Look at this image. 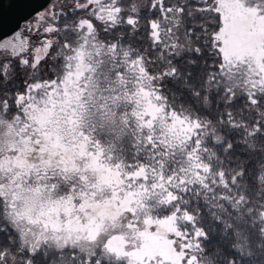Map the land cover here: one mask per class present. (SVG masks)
I'll return each mask as SVG.
<instances>
[{
	"label": "snow or ice",
	"instance_id": "snow-or-ice-1",
	"mask_svg": "<svg viewBox=\"0 0 264 264\" xmlns=\"http://www.w3.org/2000/svg\"><path fill=\"white\" fill-rule=\"evenodd\" d=\"M0 40V264H264V0H64Z\"/></svg>",
	"mask_w": 264,
	"mask_h": 264
},
{
	"label": "water",
	"instance_id": "water-1",
	"mask_svg": "<svg viewBox=\"0 0 264 264\" xmlns=\"http://www.w3.org/2000/svg\"><path fill=\"white\" fill-rule=\"evenodd\" d=\"M50 0H0V40L17 31Z\"/></svg>",
	"mask_w": 264,
	"mask_h": 264
},
{
	"label": "trees",
	"instance_id": "trees-1",
	"mask_svg": "<svg viewBox=\"0 0 264 264\" xmlns=\"http://www.w3.org/2000/svg\"><path fill=\"white\" fill-rule=\"evenodd\" d=\"M64 0H50V2L48 3V5L44 8V10H47L48 8L50 10L54 9V8H57L59 7V4L60 3H63ZM33 21H35V14L33 16H31L29 19H27V23L23 24L17 31H15L14 33L16 32H21L22 35L26 36V38L28 37H31L33 41L36 40V37L33 35L36 31V27L38 25V23H33ZM35 27V28H34ZM12 33V34H14ZM11 34V35H12ZM9 35V36H11ZM7 36V37H9ZM5 37V38H7ZM4 39V38H3ZM2 40V39H1Z\"/></svg>",
	"mask_w": 264,
	"mask_h": 264
},
{
	"label": "rangeland",
	"instance_id": "rangeland-1",
	"mask_svg": "<svg viewBox=\"0 0 264 264\" xmlns=\"http://www.w3.org/2000/svg\"><path fill=\"white\" fill-rule=\"evenodd\" d=\"M50 11V9L48 8L47 10H44V9H42V10H40V11H38L36 14H35V21H33V23H38L39 21H38V17L40 16V14H43V13H47V12H49ZM35 28V27H34ZM15 34V33H14ZM14 34H12L11 36H9V37H7V38H4V39H2V40H6V39H8V38H11ZM24 36V35H23ZM25 38H26V36H24Z\"/></svg>",
	"mask_w": 264,
	"mask_h": 264
}]
</instances>
